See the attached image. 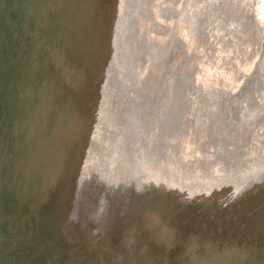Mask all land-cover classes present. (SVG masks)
<instances>
[{
  "label": "rangeland",
  "instance_id": "obj_1",
  "mask_svg": "<svg viewBox=\"0 0 264 264\" xmlns=\"http://www.w3.org/2000/svg\"><path fill=\"white\" fill-rule=\"evenodd\" d=\"M97 1L100 5V10L97 23H95L96 28H94L95 38L89 46L91 48L94 46L98 49V52L95 53V50H93L95 53L93 54L91 51V55L93 56L91 70L93 71L94 80L90 82V86L91 90L99 87L100 92L94 95L95 97L97 96L95 99H87L86 96L84 106L87 114L85 118H67L68 121L75 119L72 122L78 121L80 122L79 124H83L88 130L86 136H82L77 132L76 134L79 136L75 137L74 132L67 139H64V141H60L61 143L64 142L65 146L67 145L66 148L64 145L58 148V152L62 151L63 164L67 152L70 153V149H72L71 154H67V156L70 155L73 158L77 155L76 163L68 178L65 177V172L61 176H58L60 173L59 169H62V164L58 167L54 160L56 174L53 175V172H51V175L48 176L45 163L40 158L41 155L37 153L38 157L34 159V154H32L29 148V154H27L25 142L29 136L24 137L26 126L25 128L23 126L25 124L21 126L22 129L19 128L17 131L13 129L12 131L11 129L17 124L15 115L13 112L10 115H6L7 110H12L10 107H13L14 110L12 104L16 103V98H13L11 95L13 103L8 105V98L5 100L6 103H4L5 101L2 102V99L7 96L8 87L3 88V91L0 90V104L2 105L1 110H3L1 112L3 122L1 120L0 123L3 124V129L1 130L0 128V172L2 171V164L4 162V159H1L2 152L12 147L15 151L10 152L12 155H9L10 162H6V169L9 170L10 176L15 172L13 174V179L15 180L14 175L24 168L21 165L24 162L18 157L19 154L23 155L24 153H26V164H32L30 175H32V172L34 174L31 183L34 184L32 190L33 199L30 198L27 213L23 214L21 212V215L19 214L15 219L16 224L19 225V228H15V230L10 226V223L13 222V220H10V217L13 211L14 216L16 215L15 211L20 210L21 205L14 200V209L11 206L9 207L10 199L8 198L11 195H8L6 190L2 192L1 188L5 179L0 180V194L4 198H2L4 202L0 206V242L3 247V249L0 248V252H2L5 258L4 264H46L45 257L41 256L40 254L42 253L35 249L34 243V230L38 228L41 224L40 222L44 224L48 222L50 225L53 223L56 226V230L58 231L56 237L69 248L68 254L82 256L85 254L86 247L89 249L88 254L100 252L102 250L101 242L103 241V223L99 208L102 207L101 204L104 202V198L106 203V198L109 197L112 198V204L116 205L115 215L119 219L121 217L122 219L126 218L125 226L127 227L124 233L128 237L130 244L134 245L135 242L136 244L143 243L142 250H147L148 247H146L147 245L142 239L146 234V228L148 231H151L154 222L156 223L154 220L156 219V214L149 213L145 224H143L144 222H139L141 215L144 213L142 212L143 210H137L138 212H136L139 219L136 215L124 216V212L119 208L120 205L117 202L116 194L121 186H125L124 182H126L131 186V191H129L130 198L132 195L143 197L144 194L141 193L142 185H140V182L143 184L142 180L146 184H149L153 178L156 180L159 178L160 182L162 179H167L166 173L168 171L174 172L173 169L176 170L175 174L179 182L176 181L175 186H173L177 189V193L174 194L175 196L172 195L174 203L170 202L175 204V206H172L174 211L177 210L179 213H183L182 222L186 216L185 212H189L188 216L190 217V213L193 214L191 215L192 217L196 216L194 219L200 226L206 225L208 220H211L218 227L221 222H225L226 224L238 223L252 212V198L255 197L244 189L249 184L240 183L243 182L241 180L244 177L239 178V183L235 185L230 183L240 175L247 174L246 171L249 165L257 161H264V156L261 158L252 155L254 151L264 152V106H261L260 112L252 111L255 114V117L252 119L253 121H251L252 125L250 124L246 129L243 128L244 133H242L241 128L238 129L237 126L235 128L229 122L231 121L229 118L231 119L232 113L227 112V120H223L220 113L219 116H215L218 115V112L215 114L217 108L216 106L214 108L212 103L215 97L216 99L217 97L227 99L231 93L233 94L235 86H242L243 81L248 77L250 70H247L248 66L250 68L253 67L260 60V57L264 59L263 47V51L261 52L258 46L262 37L259 36L260 33L264 35L261 28L264 15L251 14L249 11L247 13L243 12L246 8L245 5L251 0H178V2L177 0ZM166 3L167 5H165ZM168 6H171V8H167ZM175 7H177L176 10ZM236 9L241 11L239 15L236 13ZM247 17L251 22L250 29L247 30L250 32L241 34L242 29L239 28V24L243 23ZM115 20H118L120 25L115 26ZM49 30L50 28L48 32ZM49 36H51V33H49ZM169 36L176 39L170 50L172 52H160V50H157L160 39L164 41ZM118 43H120L119 47H117ZM13 44L14 40H12L11 46L9 44L7 46L14 47L15 44ZM38 46L40 45L34 44L32 46V48L36 49L31 51L32 54L30 53L29 55L31 60L36 57ZM169 53L170 61L166 58L169 56ZM3 63H5V67L3 70L0 69V82H3V75L7 73L10 76L11 71H16V62L13 55H10L7 61ZM60 68L64 72L62 65H60ZM162 71L163 74H161ZM179 71L185 72V75L181 77L182 82L180 81L179 93L185 91L188 97L186 105L183 106L184 109L182 108L183 111L180 109L178 113L176 112L177 108H173L172 106L166 86L153 93H150V91L151 84L156 83L158 80L163 81V84L166 85L165 74H173ZM28 75H26L27 79ZM159 75L161 76L159 77ZM65 77L66 79L68 78L67 75ZM211 77L214 78L212 79L214 81L211 80ZM207 78H209L208 82ZM226 78L227 80L225 81ZM216 79L219 80H217L219 84L218 82L216 83ZM210 80L213 82L212 85ZM230 81L233 83V88L231 85L229 86V84H232ZM41 83L43 82H40L39 87H41ZM143 83L144 85H142ZM207 84L209 86H206ZM255 88L252 87V91L255 99H257V96L260 97L258 92L261 90L258 89L257 91ZM50 89V95L52 96L53 91L52 88ZM39 92L37 91L36 93ZM17 95L21 96L20 93ZM50 95L49 97H51ZM173 95L174 93H172ZM137 97L144 99V102L139 103L148 105L149 110L155 108L157 111V107L164 104L165 106L163 107H168V111L161 113V116H158L156 121H152L146 128L142 129L135 121V116L131 110L132 100H135ZM165 103L169 104V106H166L167 104ZM238 108H235V111L239 110ZM254 109L256 110V108ZM14 112L16 113L17 111ZM18 113L19 111L16 114ZM173 114H175V117L179 115V120L175 123H173V119L167 121V119H171ZM19 116L23 118L25 114L21 113ZM232 121L234 120L232 119ZM174 124L175 126H173ZM229 124L231 127H229ZM171 126H173L172 129L170 128ZM156 127L157 129L161 127L163 130L169 127V135L172 137V140L165 143L168 149L162 150L156 156L155 161L161 160L160 162L165 163L167 167L168 164L172 166L170 165V170H168L163 165L162 168L165 171L163 170L162 173L155 171L153 176L151 175L149 179H146L144 178V175L148 176L146 163L148 167H151L146 162L148 161L146 158L153 149L152 145H157L160 139V134H157L155 131ZM226 130L229 131L228 133H230L231 138H226ZM96 131L102 133L104 136V140L100 141L101 146L99 147H96L94 144L93 146L91 145L93 137H90ZM141 131H144L145 134H143L144 132L141 133ZM194 133L197 135L195 136ZM235 137H237V141H235L237 143L236 148L234 147ZM229 146H232L233 152L237 154L235 153L231 156ZM239 151H243L244 153L242 154ZM85 153L84 160L88 163L89 167L86 170L81 169V171L83 170L81 172L79 169L83 164L79 159ZM188 154L191 155L188 156ZM31 157L33 158L31 159ZM59 160L60 156L57 159L58 165ZM226 160H231L232 163L230 165L233 166L232 169H229L231 173L232 171L234 172L233 177L229 179L230 181L220 178L223 175L222 173H224L221 171L226 168L224 167L226 166L224 165V161ZM67 170V166L64 165L63 171L67 172ZM226 170V172H229L228 169ZM209 173L214 176L213 184L211 179L208 180L207 176ZM172 178L174 177L172 176ZM261 188H263L262 185L259 188L256 187L255 193L258 194L262 190ZM38 190L43 196V204L49 197V209H44L43 205L41 206L42 208L39 207L40 202L35 201ZM23 191L25 192V190H20V192ZM48 192L50 196L47 197ZM13 193V195H16V192L13 191ZM23 195L18 194V198L24 199ZM14 197H17V195ZM34 201L36 206L33 205ZM19 203L21 202L19 201ZM39 208L45 213L44 216L43 213H38ZM3 228L7 230L5 235L2 234ZM81 230L84 233L82 236H84L85 245L84 241H81V236L78 238L76 234L81 232ZM191 233L193 234V232ZM211 235L213 234L211 233ZM183 241L185 240H182L181 237L176 243L180 244L179 247H181ZM108 244L109 253H111L109 264H113L114 262L117 264V262L123 261L124 264H130L126 262L127 260H131V252H128L129 249L125 252L127 254L126 257L124 252L119 250L118 244L111 247L109 241ZM126 246H129V243ZM90 256L88 255L81 264L87 263L91 259L89 258ZM124 257L127 258L126 261ZM73 260V258H69V263L66 261L64 264H72ZM79 260L77 261L79 262Z\"/></svg>",
  "mask_w": 264,
  "mask_h": 264
},
{
  "label": "bare ground",
  "instance_id": "obj_2",
  "mask_svg": "<svg viewBox=\"0 0 264 264\" xmlns=\"http://www.w3.org/2000/svg\"><path fill=\"white\" fill-rule=\"evenodd\" d=\"M165 5H167V3ZM245 6L246 8H243L244 13H247V11H249L251 14L254 13L258 15H264V0H251ZM99 7L100 5L98 4L97 0H0V69L3 70V68L5 67V63L3 62L7 61V58H9L10 55H13V58H15L16 62V71H11L10 76H8V74L6 73V75H3V78L1 77L3 79V82H0V86H2L0 90L3 91V88L8 87L7 96L2 99V102L8 98V105H11L13 103V98H16V103L12 104V106H14V110L13 107H10L12 110H7L8 112L6 113V115H10V113L13 112L15 115L17 124L11 130L13 131L14 129L17 131L19 128H21V126L25 124L23 127L25 128L26 126V131L25 136L24 134L23 136H29L27 137V140L25 142V146L27 145V154H29V148L32 154H34V159L38 157L37 153L41 155L40 158L43 160V163H45L46 173L48 176L51 175V172H53V175H55L56 165L59 167L62 164V169H59L60 173L58 174V176H61V174L65 172V177L68 178L69 173L76 163L77 155L73 158H71L70 155L67 156V154H71L72 149H70V153L67 152L63 164L62 151L58 152V148L62 147L61 145H64V142L61 143L60 141H64V139H67L74 132L75 137L79 136L78 134H76L77 132L82 136H86L88 134V130L84 127L83 124H79L80 122L78 121H72L77 119V117H86L87 113L84 106L86 96L87 99H95L97 96L95 97L94 95L99 94L100 92V89H98L99 87H93L94 89L91 90L90 86V82L94 80L92 75L93 71L91 70L93 59L91 51L93 54H95L98 52V49L94 46L92 48L89 46V44H91L93 42V39L95 38L94 28H96L95 23H97L98 13L100 10ZM167 8H171V6H168ZM176 8L177 7H175V10ZM253 8H255V10H253ZM235 11H237L236 13H238V15L239 12H241L238 9H236ZM224 16L226 17V15ZM118 20H115V26L120 25V22ZM250 23V19L247 17L243 23L239 24V28L242 29L241 34L250 32L247 31L250 29ZM261 24L262 32H264V19ZM49 28L50 30L48 32ZM49 33H51V36H49ZM259 36H262L260 39V43L258 44V46L260 47V51L262 52L264 50V35L260 33ZM12 40H14L15 45L13 44L14 47H9L12 45ZM175 40V37L172 36H169L164 41H161L160 39V41L158 42L159 46L157 47V50H160V52H172L170 50L172 49ZM7 44H9V46H7ZM34 44H39L40 46L37 47L38 51L36 57L31 60L29 55L30 53L32 54L31 51L36 49L32 48ZM119 46L120 43H118L117 47ZM93 50H95V53L93 52ZM169 57L170 53L169 56L166 57L168 58V61H170ZM259 59L260 60L257 61L253 65V67L250 68V66H248L247 70L250 69L249 74L246 79L244 78L245 80L243 81V84L241 83L242 86L239 87V85H237L239 88L235 86L233 94L231 93L227 97V99H223L220 97H217L216 99L215 97L214 102L212 103V105H214V108L215 106L217 108L215 114L218 112V115H214L219 116L220 113L221 118L224 120L227 118V112L232 113L231 119L229 118V120L231 121L229 122H231V125H234L235 128L236 126L238 127V129L241 128L242 133H244L243 128L246 129L250 126V124L252 125L251 121H253L252 119L255 117V114L252 111L260 112L261 106H264V59L261 57ZM60 65L63 66L64 72L63 70H61ZM161 74H163V71L161 72ZM167 74H165L167 82L166 85L163 84V81L161 82L160 80H158L156 83L154 82L153 84H151L152 86L150 93H153L156 90L163 88V86H166V88H168V97H170L172 106L173 108H177L176 112L179 113V110H182L183 106L186 105L188 97V95L186 96L185 91H181L182 93H179L180 81L182 82L181 77L185 75V72L179 71L173 74ZM231 74L233 73L231 72ZM26 75H28V79ZM66 75L68 77L67 79L65 77ZM145 76L143 77L145 78ZM160 76L161 75H159V77ZM226 77L228 78V76ZM239 77L241 78V76ZM227 78L225 79V81L227 80ZM207 79L208 82L209 78ZM212 79L214 78L211 77V80ZM217 80L218 79H216V83L219 81ZM40 82H43L41 83V87L38 86ZM212 83L213 82H211V85ZM208 84L206 86H209ZM142 85H144V83ZM230 85L232 86L233 83L229 84V86ZM233 87L234 86H232V88ZM252 87H256L255 89L257 91L258 89L261 90L260 92H258L260 94V97L257 96V99H255V96L253 95L254 93L252 91ZM50 88H52L53 91L52 96L50 95ZM142 90L144 91V89ZM37 91L40 92L36 93ZM19 93L21 94V96L17 95ZM172 93H174L173 96ZM11 95L13 96V98H11ZM49 95L51 97H49ZM205 96L207 97V95ZM132 102L133 103H131V110L135 116V121L141 126L142 129H144V127L146 128V126L149 125L152 121H156L158 119V116H161V113L168 111V107H163L165 106L164 104L163 106L159 105L157 107V111L159 110L158 113L155 108L149 110L148 105L139 103L144 102V99H141V97L140 99L139 97H137L135 100L133 99ZM4 103H6V101ZM152 103L155 104L154 102ZM166 106H169V104H167ZM237 107H239L238 109L240 111H235V108ZM254 108H256V110ZM1 109L2 105L0 104V123L3 119L1 118V112L3 111ZM14 111H19V113L16 114L17 112L15 113ZM21 113L25 114L23 118L19 116ZM181 115L182 112L180 113V118ZM68 117L76 118L72 121H68ZM174 117L175 114H173L171 119H167V121L173 119V123H175L179 120V115L178 117ZM232 119L234 121H232ZM2 125L3 124H0L1 130L3 129ZM231 125L229 124V127H231ZM173 126H175V124ZM173 126H171L170 128L172 129ZM168 130L169 127L166 130H163L161 127L157 129L156 127L155 131L157 134H160V139L157 145H152L153 149L150 151L146 158V160H148L146 162L151 165V167H148V164L146 163L147 167H145L148 175H144V178L146 179H149L151 175L153 176L155 171H159L160 173H162L164 170L162 168L163 165L165 168L167 167L165 163L160 162L161 160L155 161V158L160 152H162V150L164 151L168 149L165 143L172 140V137H170L169 135L170 130ZM228 130H226L225 136L226 138H231ZM143 132L144 131H141V133ZM143 134H145V132ZM196 135L197 134H195V136ZM92 137L93 139L91 140L93 143L91 145L93 146L94 144L96 147L101 146L100 141L104 140L103 134L96 131V133L93 134L90 138ZM28 141L30 145L28 144ZM235 141H237V137H235L234 139L235 146L233 145L236 148L237 143H235ZM66 147L67 145L65 146V148ZM229 147L230 155L233 156L236 152H233L231 148L232 146ZM13 151L15 150L11 147L9 150L2 152L1 159H4V162L3 164L1 162L3 167L2 171L0 172V180L5 179V182L4 184H2L3 187L0 188L2 192L6 190L8 192V195H11V197L8 198L10 199L9 207H13L15 202L21 205V209L15 211L16 215L14 216L13 211V214L10 217V220H13V222L10 221V226L13 230H15V228H19V225L16 224L15 219L19 214L21 215V212L23 214H25V212L27 213L30 198L33 199L32 190L34 184L31 183L32 176L34 174L32 172V175H30V171H32V164H26V153H24L23 155L19 154L18 156L19 159L24 162V164H21L24 168H22V171L20 170L14 175L15 180L13 179V174L15 172L10 176L9 170L6 169V162H10L9 155H11L10 152ZM239 152H241L242 154L244 153L243 151ZM85 155L86 153L79 159L83 164L79 169L80 171L81 169L86 170L89 167L88 163L84 160ZM190 155L191 154H188V156ZM252 155L255 157L263 158L264 152L254 151ZM59 156L60 160L58 165L57 159L59 158ZM250 157L253 158L252 156ZM32 158L33 157H31V159ZM54 160L56 161V165H54L55 163H53ZM231 160L224 161V165H226L224 167L226 168H224L225 170L221 171L224 173H222L223 175L220 178L226 181L233 177L234 174L233 171L231 173V170H229L233 167L230 165V163H232ZM64 165L67 166V172L63 171ZM139 165L141 166L140 163ZM170 165L171 164H168V170H170ZM226 169H228L230 173L226 172ZM247 169V174L240 176L238 175L239 177H237V179L235 178L230 183L235 185L239 183L238 180L244 177V179L241 180L243 182L240 183L249 184L248 186H245L244 189L250 192L251 195L256 198H252L253 201L251 205V214H249L248 216L246 215V218H243L241 221H239L240 223L236 222L233 224H226L225 222H221V224L216 227V224L214 222L208 220L206 225L204 224L203 226H200L194 219L196 217L195 215V217H192L191 215L193 214L190 213V217L188 216L189 212H185L186 216L184 221L182 222L183 213H179L177 210L174 211L172 208V206H175V204H172L174 203V197H172V195L175 196L174 194L177 193V189L173 186H175V182L178 181L177 175L175 174L176 170L173 169L174 172L168 171L166 173L167 179H162L160 182L159 178H157L158 180L153 178V180L149 182V184H146L142 180L143 184L140 182V185H142L141 193L144 194L143 197H140V195H132L130 198L129 191H131V186L126 182H124L125 186H121L116 194V199H118L117 202L120 205L119 208H121V210L124 212V216L136 215L139 219L136 212L143 210L142 212L144 213L141 215L139 222H144L143 224H145L147 215L149 213L156 214V219H154L156 223L154 222L151 231H148L145 227L148 232L145 230L146 234L143 236L142 241L146 243V247H148L147 250H142L143 243L136 244L135 242L134 245L130 244L128 237H126L124 233V230L127 227L125 226L126 218L122 219L121 217L119 219L115 215L116 205L112 204L113 201L111 197L106 198L107 204L105 203L104 198V202H102L101 204L102 207L99 208V211L101 213V221L103 223V241L101 242L102 250L100 252L97 251L98 253L88 254L89 249L86 247L85 254H83L82 256L76 254H68L69 248L56 237L58 233V231L56 230V226H54L53 223L50 225L48 222H45V224L43 222H40L41 224L34 230V243L36 247L35 249L42 253L40 254L41 256L45 257L46 264H64V262L66 263V261L69 263V258L74 259V262H72V264H81L82 261L86 257H88V255H91L89 257L91 259L88 260V262L85 264H109L111 260V253H109L108 241L111 243L110 247L112 245L118 244L119 250L121 252H124V255L126 257L127 254L125 252L129 249L128 252H131V260H127L126 257L124 258L125 261L127 260L126 262L130 264H264V161H257L256 163L249 165V168ZM173 173L175 174V176ZM172 176L174 178H172ZM207 177L208 180L211 179V182L213 184L214 176L209 173ZM260 185H262L263 188H261L262 190L258 192V194L260 195L259 196L257 193H255V189L256 187L259 188ZM21 189L25 190V192H20ZM13 191L16 192L15 194L17 195V197H14L16 195H13ZM18 194H24V199L18 198ZM255 194L257 197L255 196ZM48 196H50L49 192L47 193V197ZM42 197L43 196L39 193L38 190L37 198L35 199V201L40 202L39 207L43 205L44 209H49V197L47 201L44 202V204ZM2 198L3 197L0 194V206L2 205V202H4V198ZM148 200H150V202H148ZM19 201L21 203H19ZM35 201L33 202V205L36 206V204H34ZM41 208H39L38 213H43L44 216L45 213L41 210ZM167 221L168 223H166ZM6 231L7 230H4L2 234L5 235ZM191 232H193V234ZM211 233L213 235H211ZM76 234L78 238L81 236V241L83 242V230ZM255 235L256 237H254ZM181 237L182 240H185L182 242L183 245H181L182 250L181 247H179L180 244L176 243V241ZM83 243L85 245V241ZM127 243H129V246H126ZM0 248L3 249L1 242ZM78 259H80L79 262L77 261ZM4 260L5 258L3 257L2 252H0V264H4ZM113 264H115V262ZM117 264H124V261L117 262Z\"/></svg>",
  "mask_w": 264,
  "mask_h": 264
}]
</instances>
